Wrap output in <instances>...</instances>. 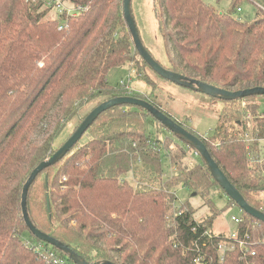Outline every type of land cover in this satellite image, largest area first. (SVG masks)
I'll list each match as a JSON object with an SVG mask.
<instances>
[{"label":"trees","instance_id":"obj_1","mask_svg":"<svg viewBox=\"0 0 264 264\" xmlns=\"http://www.w3.org/2000/svg\"><path fill=\"white\" fill-rule=\"evenodd\" d=\"M70 1L83 12L66 18L59 30L38 1L0 0V264H53L46 251L73 264L26 228L23 186L32 170L77 129L79 125L55 146L80 108L132 96L107 80L112 69L133 63L136 53L128 29L121 27L123 0ZM256 1L264 8V0ZM234 7L232 3L231 12L221 13L203 0H153L166 65L145 49L164 69L220 89L264 87V9L240 21L232 16ZM132 97L164 113L155 100ZM256 98H209L235 109L220 112L211 135L201 141L244 200L264 213L256 199L264 193V168L258 163L264 120ZM246 115L256 124L249 148ZM148 120L158 123L133 106L102 113L86 131V141L81 139L31 185L26 208L33 226L88 264H264V223L244 214L231 238L211 232L215 218L197 221L188 202L171 214L178 187L203 202L210 199L217 183L202 161L188 169L169 153L175 173L162 181L161 189L132 188L123 180L129 172L149 180L162 175V152L168 148L151 139ZM40 175L44 202L37 216L30 192Z\"/></svg>","mask_w":264,"mask_h":264},{"label":"rangeland","instance_id":"obj_2","mask_svg":"<svg viewBox=\"0 0 264 264\" xmlns=\"http://www.w3.org/2000/svg\"><path fill=\"white\" fill-rule=\"evenodd\" d=\"M207 5L214 8L221 13L231 12V4L235 3L232 16L240 21L251 20L254 17V11L263 7L256 0H203ZM153 0H131V14L136 24L139 37L142 40L143 46L163 65H166V57L163 51V43L157 29V21L152 12ZM239 8L241 11L236 12ZM264 12V11H263ZM49 15H47L48 19ZM121 27L127 31V27L122 20ZM135 53V52H134ZM107 80L112 86H118L120 92L130 94L132 96L147 97L155 100L160 104L162 111L169 116L174 122H180L184 126L190 127V131L195 136L202 139V137H209L212 130L216 126L217 116L224 109H235V106L225 105L223 103L213 102L208 97L189 91L170 82L162 80L154 74L135 53L133 63L125 64L121 68L112 69L108 75ZM123 84V85H122ZM123 86V87H122ZM235 91V90H232ZM131 96V97H132ZM154 98V99H153ZM255 103L260 104L259 111L264 116V98L258 97L254 100ZM96 101L80 108L73 120L68 123L63 131L61 138L55 143L57 146L64 138L70 136L74 129L81 123L83 118L96 106ZM231 108V109H230ZM242 108V107H241ZM260 116L261 120L264 117ZM252 116L246 115L245 122H247L248 138L252 137V132L256 124L252 121ZM146 131L151 134V139H156L162 142L167 151L162 152V175L159 178L148 179L146 175L135 176L132 172L126 173L122 176L123 180L132 188L146 186L150 188L161 189L162 181L169 179L175 171L170 165V156L175 157L177 164L181 167L191 168L197 166L202 161L199 155L188 145L183 143L167 130L163 129L158 123L148 120ZM87 136L85 135L81 142H85ZM245 140V139H244ZM263 140H261L262 142ZM214 142V139H213ZM245 142V141H244ZM264 142V141H263ZM252 143H255L252 142ZM252 143L245 145L249 148ZM183 146L184 155L181 156L179 150ZM259 147L264 156V143H260ZM259 149V148H258ZM171 154L168 156V154ZM179 162V163H178ZM203 162V161H202ZM259 168H264V160L260 158ZM204 164V163H203ZM138 166H141L140 163ZM206 167V166H205ZM260 174V173H259ZM264 176V170L261 173ZM43 175L37 179V185L33 187L30 194L31 208L34 214L40 216V209L43 205V195L40 188ZM177 199L173 204L172 215L179 212L180 205L188 202L191 210L194 212V218L197 221L205 218H215L211 226L213 234H221L229 237L235 234L237 224L231 218L242 220L244 213L221 191L217 185H213L210 189V197L206 202H203L200 197L192 196L191 191H186L182 187H178L175 191ZM256 199L261 202L264 207V193L260 192L256 195ZM27 246H32V243H26ZM227 249H232L227 246ZM38 249V248H37ZM40 249V248H39ZM224 246L221 247L219 254L224 251Z\"/></svg>","mask_w":264,"mask_h":264},{"label":"water","instance_id":"obj_3","mask_svg":"<svg viewBox=\"0 0 264 264\" xmlns=\"http://www.w3.org/2000/svg\"><path fill=\"white\" fill-rule=\"evenodd\" d=\"M122 11L124 21L132 38L134 50L136 51L140 59L147 65V67L162 80L170 82L189 91L196 92L206 97L221 101H236L248 97L264 96V87H252L235 91L220 89L209 84L203 83L202 81L190 79L180 74L164 69L151 57V55L145 49L140 40L136 24L131 14V0L122 1ZM117 106H133L144 110L154 120H156L160 125H162L163 128L168 130L181 142L191 147L202 159L210 176L217 183V185L224 192V194L228 197V199L233 201L244 214L261 223H264V213L262 211L254 209L244 200L239 191L229 182L225 174L220 170L215 161L212 159L211 155L209 154L206 146L201 141V139L186 131L182 126L174 122L171 118L166 116L152 104L136 97L123 96L107 100L99 104L97 107L93 108L81 121L77 129L68 138V140L50 158L41 162L30 173L22 189L21 213L26 228L36 239L54 247L63 254L67 255L73 264H88L87 262L83 261L81 257L76 255L69 247L42 233L33 226L29 219L26 208L27 195L31 185L39 174H41L45 169L58 163L64 156H66L70 152V150L77 143H79L88 128L97 120V118L102 113Z\"/></svg>","mask_w":264,"mask_h":264},{"label":"built area","instance_id":"obj_4","mask_svg":"<svg viewBox=\"0 0 264 264\" xmlns=\"http://www.w3.org/2000/svg\"><path fill=\"white\" fill-rule=\"evenodd\" d=\"M33 1H38L41 4L42 9L47 11L48 13L47 15H49L48 19L58 22L59 30H61L62 27L64 26V21L66 18H75L79 16L84 9L80 5L73 4L70 0H33ZM240 11L241 10L239 8L236 9L237 13H239ZM244 139L245 142H247L248 146L250 143L255 141L253 138H248V135H246ZM261 140L264 141V139H260L259 142ZM231 220L235 224H238L240 222V220L236 218H231ZM231 238H235V234H232ZM44 255L45 258L53 264H66L63 260L57 258L55 254L50 251L44 252ZM250 255L253 256L254 253L252 252Z\"/></svg>","mask_w":264,"mask_h":264},{"label":"crops","instance_id":"obj_5","mask_svg":"<svg viewBox=\"0 0 264 264\" xmlns=\"http://www.w3.org/2000/svg\"><path fill=\"white\" fill-rule=\"evenodd\" d=\"M260 143H264L263 141L261 142H258V151H259V154H260V157L259 158H262L264 160V156L262 155V150H260L261 148L259 147Z\"/></svg>","mask_w":264,"mask_h":264}]
</instances>
